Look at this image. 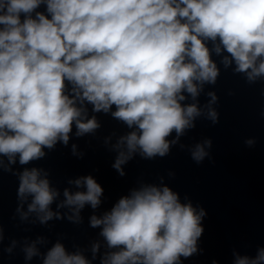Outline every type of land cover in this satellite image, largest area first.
<instances>
[{"label":"clouds","instance_id":"obj_1","mask_svg":"<svg viewBox=\"0 0 264 264\" xmlns=\"http://www.w3.org/2000/svg\"><path fill=\"white\" fill-rule=\"evenodd\" d=\"M41 4L49 15L36 11ZM208 41L211 52L229 54L221 60L225 69L235 63L233 71L249 83L264 77V0H0V155L10 163L18 156L25 165L58 141L67 145L73 124L77 136L94 132L99 124L94 116L86 119L87 102L94 112L115 106L111 115L133 129L114 145L126 148L113 164L120 175L137 150L145 158L165 156L203 114L195 103L182 106L184 93L195 100L220 74ZM208 96L206 118L215 124L218 113L211 105L217 97ZM173 131L176 139L169 141ZM205 146L211 141L192 151L197 163L208 155ZM41 172L19 174L18 197H32L21 218L34 212L43 224L59 218L49 207L59 193ZM74 183L86 191L65 189L59 207L75 206L68 218L79 221L85 204L99 206L103 189L91 176ZM203 216L170 188L148 185L121 197L103 217L93 215L90 224L102 226L108 247L118 249L102 264H179L181 256L197 251ZM97 250L94 245V255ZM24 251L27 259L40 254L35 244ZM261 261L264 249L236 264ZM43 264L90 262L57 242Z\"/></svg>","mask_w":264,"mask_h":264}]
</instances>
